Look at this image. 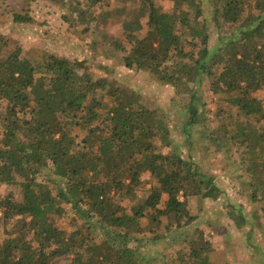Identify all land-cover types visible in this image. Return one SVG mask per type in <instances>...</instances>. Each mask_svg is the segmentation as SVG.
Returning a JSON list of instances; mask_svg holds the SVG:
<instances>
[{
  "label": "trees",
  "instance_id": "obj_1",
  "mask_svg": "<svg viewBox=\"0 0 264 264\" xmlns=\"http://www.w3.org/2000/svg\"><path fill=\"white\" fill-rule=\"evenodd\" d=\"M50 1L75 7L79 21L88 20L79 1ZM101 1L112 2L87 0V6L93 11ZM136 1L120 8L131 44L128 51L121 46L124 65L176 88L174 100L181 97L188 114L187 143L209 102L199 91L205 79L211 81L213 94L236 117L229 129L221 124L211 131L210 148L240 166L237 175L249 180L251 200L264 203V107L258 96L264 91V0H169L168 9L157 0ZM30 20L15 13V21ZM7 45L0 35V183L21 186V199L0 192V264L159 262L130 246L140 221L148 219L163 234L186 228L196 218L191 197L202 203L222 193L216 177L175 149L167 115L144 104L136 90L114 78H94L85 59L44 50L28 55L22 46L3 56ZM253 121H263L261 128ZM157 141L174 149L164 153ZM147 172L156 184L135 202ZM45 174L49 179L40 181ZM71 211L70 227L62 226L60 218ZM190 245L189 253L178 251L167 264H214L202 234Z\"/></svg>",
  "mask_w": 264,
  "mask_h": 264
},
{
  "label": "rangeland",
  "instance_id": "obj_2",
  "mask_svg": "<svg viewBox=\"0 0 264 264\" xmlns=\"http://www.w3.org/2000/svg\"><path fill=\"white\" fill-rule=\"evenodd\" d=\"M78 1L81 3L80 8L88 10L87 21H79L75 14L77 8L70 9L61 1L0 0V35L8 41L1 51L2 55L6 56L17 46H22L26 54L29 52L34 56L44 50L72 60L85 59L94 78H114L136 90L142 95L144 104L150 103L167 115L175 149L182 152L185 158L192 157L202 171L215 176L222 189L218 198H206L202 203L191 197L188 206L191 214L196 216L195 220L172 234L154 232L155 228L148 219H142L139 225L141 232H134L130 246L137 247L150 259L159 257V262L153 264H167L169 258H173L178 251L189 253L190 241L202 234L205 242L210 243L209 252L214 264H264V203L251 200L253 188L249 180L237 175L242 172L240 166L235 167L224 151H216L208 143L209 135L216 127L227 124L229 129L230 117L235 118L236 112L229 110V105L213 94L211 81L205 79L199 92L209 102L201 109L204 114H201L200 121L192 129L194 135L191 142L187 143L183 127L188 114L181 105V97L174 100L176 88L158 81L147 71L127 68L122 61L125 52L121 46H126L127 51L131 47L124 29L128 17L120 10L125 0H112L107 6L101 1L93 11L88 8L87 0H67L69 5ZM136 2L132 0L131 5H136ZM156 2L165 9L170 6L169 0ZM15 13L28 15L32 20L15 21ZM65 14L71 21L64 18ZM258 96L264 107V91L259 92ZM108 101L110 98L106 96L104 103ZM262 122L253 121L252 126L261 128ZM81 139L82 136L78 134V141ZM157 144L164 153L174 149L161 146L159 141ZM47 179L49 177L46 174L39 178L40 181ZM142 179L144 183L135 202L145 198L149 188L156 184L148 172L143 174ZM9 191L14 193L16 199H21V186L0 183L1 193ZM132 202L125 199L124 204L130 206ZM69 215L60 218L62 226L70 227L72 211ZM252 227L253 232L249 235ZM0 229H3L1 216ZM159 231L164 232V229L160 228ZM158 234L161 237L157 239ZM4 237L5 234H1V238Z\"/></svg>",
  "mask_w": 264,
  "mask_h": 264
}]
</instances>
